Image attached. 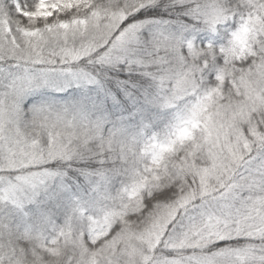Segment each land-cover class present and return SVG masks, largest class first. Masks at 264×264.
<instances>
[{
    "label": "snow or ice",
    "instance_id": "snow-or-ice-1",
    "mask_svg": "<svg viewBox=\"0 0 264 264\" xmlns=\"http://www.w3.org/2000/svg\"><path fill=\"white\" fill-rule=\"evenodd\" d=\"M0 264H264V0H0Z\"/></svg>",
    "mask_w": 264,
    "mask_h": 264
},
{
    "label": "trees",
    "instance_id": "trees-1",
    "mask_svg": "<svg viewBox=\"0 0 264 264\" xmlns=\"http://www.w3.org/2000/svg\"><path fill=\"white\" fill-rule=\"evenodd\" d=\"M141 20L149 23L168 22L169 14L164 13L163 16H145L137 13ZM174 18V17H173ZM146 36L147 33L145 32ZM104 89L99 91L96 89H73L66 93L58 94V98L65 102L82 103L89 107L98 102L103 103V112L110 116L113 120L124 119L130 130H135L139 123V118L135 115L136 109L146 105L149 99L156 91L154 83L150 76L140 71H130L125 65L118 68L107 70L105 79L103 80ZM119 92V96H116ZM107 93V96H105ZM127 101L124 106L123 101ZM119 101V103H117ZM154 119L152 131L159 132L163 129L168 119V113L163 110L151 109Z\"/></svg>",
    "mask_w": 264,
    "mask_h": 264
}]
</instances>
